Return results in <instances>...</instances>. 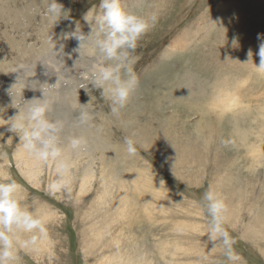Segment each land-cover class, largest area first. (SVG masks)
<instances>
[{
    "label": "rangeland",
    "instance_id": "1",
    "mask_svg": "<svg viewBox=\"0 0 264 264\" xmlns=\"http://www.w3.org/2000/svg\"><path fill=\"white\" fill-rule=\"evenodd\" d=\"M132 2L129 12L157 19L133 53L139 87L113 115L100 90L80 89L93 45L86 40L77 51V36L90 32L100 0H58L70 11L56 21L48 0H0V152L7 153L0 178L11 176L25 204L50 214L46 238L21 247L19 264H110L119 251L137 264H264V243L243 236L253 226L264 236V68H258L264 0ZM42 92L51 102L49 118L63 123L60 142L80 134L86 140L67 155L92 173L79 195L76 184L66 193L50 189L52 162L42 168L27 153L17 158L21 146L10 119ZM167 135L179 148L164 151ZM126 136L137 141L135 156L126 152ZM107 151L112 161L102 164ZM26 161H33L39 184L19 172ZM111 172L119 180L114 189ZM209 185L228 206L232 261L208 236L202 196ZM126 189L135 191L139 210L128 229L130 216L116 217L122 207L115 199Z\"/></svg>",
    "mask_w": 264,
    "mask_h": 264
},
{
    "label": "clouds",
    "instance_id": "2",
    "mask_svg": "<svg viewBox=\"0 0 264 264\" xmlns=\"http://www.w3.org/2000/svg\"><path fill=\"white\" fill-rule=\"evenodd\" d=\"M100 11L94 17V25L89 23L91 11L84 19L90 25V32H81L77 51L86 40H91L93 51L90 65L80 73V89L86 92L98 89L110 102V112L118 115L129 104L133 93L139 87V78L134 71L137 58L133 55L139 40L154 26L156 15L145 16L125 11L121 0H100ZM47 14L59 20L70 10H65L58 0H48ZM79 25H77V28ZM259 39V36H258ZM260 67L264 68V43L259 46ZM42 98L24 100L23 111L12 117L9 131L18 136L22 150L43 168L52 162L54 178L50 182L53 191H69L72 183L73 164L66 155L60 138L63 123L49 118L51 102L42 92ZM82 122L87 117L81 113ZM129 156L137 154V141L132 136L123 140ZM71 150L86 145L83 137H72ZM0 158L7 153L0 152ZM163 183V181L161 182ZM22 185L11 176L0 178V264H19L21 247H36L47 236L49 213L37 211L24 203ZM203 207L209 217V239H219L225 246L229 261L235 259L232 245L235 241L224 228L228 206L222 193L209 185L202 196Z\"/></svg>",
    "mask_w": 264,
    "mask_h": 264
},
{
    "label": "bare ground",
    "instance_id": "3",
    "mask_svg": "<svg viewBox=\"0 0 264 264\" xmlns=\"http://www.w3.org/2000/svg\"><path fill=\"white\" fill-rule=\"evenodd\" d=\"M133 0H122L121 1V5H122V7L124 8V10L126 9V11H130V7H129V5H130V3H133L132 2ZM134 1H136V0H134ZM56 21V20H55ZM57 24L55 23V26H56ZM52 26V25H51ZM53 28V27H52ZM57 28V27H56ZM50 38V37H49ZM52 41H53V39H52ZM51 42V41H50ZM49 42V43H50ZM46 43V42H45ZM48 43V42H47ZM49 43H48V45H49ZM52 44V43H51ZM44 45V44H43ZM45 47H46V45H45ZM45 47H41V48H45ZM48 47V46H47ZM48 49V48H47ZM42 50V49H41ZM44 50H46V49H44ZM42 52V51H41ZM40 57V56H39ZM29 60V59H28ZM32 60V59H31ZM26 61V60H25ZM22 62H24V60L22 61ZM27 62H29V61H27ZM32 63V62H31ZM56 64V63H55ZM196 87V86H195ZM194 87V88H195ZM195 90V89H194ZM194 90H193V92H194ZM190 92V91H189ZM193 92H191V93H193ZM197 92V91H196ZM190 94V93H189ZM196 97H198V95L196 96H194V98H196ZM182 98V97H181ZM163 99V98H162ZM192 100L194 101V99L192 98ZM191 101V100H190ZM192 101V102H193ZM162 102H164V101H162ZM161 103V102H160ZM191 103V102H190ZM127 119V118H126ZM224 116H223V119H221L220 121H219V123L220 124H223L224 123ZM237 133V135H238V137L239 138H242V133L240 132H236ZM81 135V134H80ZM80 135H76L75 137H80ZM74 137V136H73ZM70 139H71V135H68L65 139H64V141L61 143V145L62 146H64L65 147V150H66V155H70V154H72L74 151L73 150H71V148H70V145H69V141H70ZM175 139V138H174ZM163 140V139H162ZM183 141V140H182ZM163 149H164V151H167V152H169V151H172V150H175V149H177V148H179L178 146H177V144L176 145H174V146H171L173 143L171 142V139L169 138V136L167 135L166 136V138H165V140H163ZM181 142V141H180ZM177 146V147H176ZM160 147H162V146H160ZM83 148V147H82ZM188 147H185V148H183V150H185V149H187ZM19 151H17V153H16V155H17V158L19 157V158H21V160H22V156H25L26 157V152H24L23 150H22V148H20V149H18ZM162 150V149H161ZM188 151V150H187ZM80 152V151H79ZM86 153V152H85ZM80 154V153H79ZM78 154V155H79ZM86 155V154H85ZM85 155H83V156H85ZM104 156H105V158L103 159V161H102V164H104V163H107L106 161L107 160H111L112 161V156H113V154L111 153H109L108 151L106 152V153H104ZM168 156L169 157H175V156H173V153H169L168 154ZM76 158H79V160H78V162L80 161V159H82V157H79V156H76ZM107 159V160H106ZM106 160V161H105ZM76 162H77V159H76ZM73 164V169H72V183H71V185H70V190L69 191H71L72 189H73V184L75 185L76 184V186H77V194L79 195V194H81V193H84L87 189H88V187L89 186H91L90 185V179H91V175H92V173L91 172H89L88 171V168H84V167H77V165H75L76 163H72ZM115 164V163H114ZM106 165V164H105ZM113 166V165H112ZM124 167V166H123ZM117 168V167H116ZM19 172H21V174H24L26 177H27V179L29 180V182L33 185V184H37L38 183V179L36 180V182H35V179L37 178V175H39V173L38 172H36L35 171V168H34V164H33V161H26L25 163H23L22 165H19ZM107 169H108V167H107ZM110 172V171H109ZM129 172H131V171H129ZM24 175H22L23 177H24ZM123 175V174H122ZM121 176V175H120ZM132 176V175H131ZM135 177V176H134ZM54 178V170H53V172H51L50 173V179L52 180ZM109 178V185L111 186V188H113L114 189V187L116 188V187H118V184H119V180L117 179V175H116V173L115 172H111V175L108 177ZM104 181V180H103ZM133 181V180H132ZM140 181V180H139ZM39 184V183H38ZM136 184V183H135ZM141 185V184H140ZM148 185V184H147ZM146 185V186H147ZM34 186H37V185H34ZM133 186V185H132ZM131 186V187H132ZM135 186V185H134ZM133 186V187H134ZM149 187V186H148ZM146 188V187H145ZM129 189V188H128ZM128 189H126L127 190V193H126V195L125 196H122V195H120V194H118L117 195V197L115 198L116 199V201H118V205L120 206V208H121V210L119 211V213H117L116 214V217H117V215H119V218L120 219H123V218H125V216L128 214L129 216H130V218L127 220L128 222H127V224H126V228L128 229V228H130V220L132 219V215H131V213L133 212V211H139V210H137L138 209V206H137V203H136V200H135V198H134V193H135V191L134 190H132V189H130V191L128 192ZM106 190V189H105ZM116 190V189H115ZM122 190V189H121ZM143 190V189H142ZM69 191H67V192H69ZM105 191H103V193H102V195L104 194H106V192L104 193ZM134 192V193H133ZM64 193H66V191H64ZM76 193V192H75ZM125 193V192H124ZM137 194V193H136ZM145 194V193H144ZM107 195V194H106ZM137 196V195H136ZM110 198H111V196H110ZM109 198V199H110ZM106 200V199H105ZM115 207V206H114ZM113 207V208H114ZM118 208V207H117ZM143 211V213H145V211H144V209L142 210ZM122 212H123V214H122ZM125 214V215H124ZM122 215H124L123 217H121ZM145 216V215H144ZM118 218V219H119ZM113 220V219H112ZM136 223V221H134L133 220V222H132V225H134ZM257 223H258V221H257ZM259 224V223H258ZM256 226V225H255ZM247 227H250V226H247ZM252 228V227H251ZM258 228H259V226H258ZM253 229H254V231L255 230H257L256 228H254V226H253V228H252V230H250V229H245L244 230V232H243V236H245V238L246 237H248V238H250V240L251 239H254V238H256V239H258L259 240V243H261V242H263L264 243V236H263V234H262V230H260V228L258 229V231H256V232H252L253 231ZM252 241V240H251ZM161 247V244L159 245V248ZM259 249H261V248H259ZM181 250V249H180ZM264 250V249H263ZM182 251V250H181ZM125 254H123V252L122 251H119L118 253H116L115 255H113L111 258H109V262H110V264H137L138 262H136V263H134L131 259L132 258H130V257H127V256H124ZM129 256H131V255H129ZM108 264V263H107Z\"/></svg>",
    "mask_w": 264,
    "mask_h": 264
}]
</instances>
